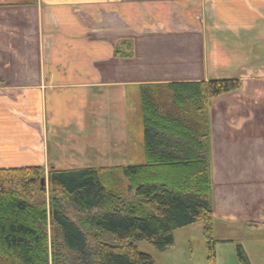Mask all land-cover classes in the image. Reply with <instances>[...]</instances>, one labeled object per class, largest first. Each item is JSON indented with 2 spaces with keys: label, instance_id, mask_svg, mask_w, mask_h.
<instances>
[{
  "label": "crops",
  "instance_id": "0c3cea01",
  "mask_svg": "<svg viewBox=\"0 0 264 264\" xmlns=\"http://www.w3.org/2000/svg\"><path fill=\"white\" fill-rule=\"evenodd\" d=\"M2 11L5 47L22 37L33 61L18 71L22 83L0 73V167H62L48 153L50 139L122 123L128 91L141 84L235 77L241 87L210 102V169L213 187L225 178L241 196L225 195V207L213 197V216L230 232L257 226L244 214L264 203V98L243 95L250 80L264 89V0H0ZM124 40L130 56H115ZM100 136L106 163L86 165L130 164L125 136ZM221 168L232 171L223 177ZM248 168L257 169L245 180L253 192L241 186Z\"/></svg>",
  "mask_w": 264,
  "mask_h": 264
},
{
  "label": "trees",
  "instance_id": "16d2710c",
  "mask_svg": "<svg viewBox=\"0 0 264 264\" xmlns=\"http://www.w3.org/2000/svg\"><path fill=\"white\" fill-rule=\"evenodd\" d=\"M114 55L130 56V42ZM241 85L235 77L139 85L141 163L0 168V264H153L137 242L163 250L196 222L214 260L209 108ZM236 253L249 264L240 244Z\"/></svg>",
  "mask_w": 264,
  "mask_h": 264
},
{
  "label": "rangeland",
  "instance_id": "374dc122",
  "mask_svg": "<svg viewBox=\"0 0 264 264\" xmlns=\"http://www.w3.org/2000/svg\"><path fill=\"white\" fill-rule=\"evenodd\" d=\"M3 12L4 11L0 13V22H6V20H4L5 17L3 16L5 12ZM7 43L8 41H6V39H2L0 35V51L2 50L4 52L3 57H0V73L3 71L4 76L11 83H22L25 78L21 79L23 76H19L18 71L21 68L28 66V60L33 61V56L27 55L26 49L23 46L22 37L18 40L15 39L14 42L12 41L13 44L10 46L12 50L10 47H5ZM29 67L30 66H28V68ZM0 79L1 84L3 78L0 77ZM254 82L256 81L250 80L249 83H247L248 87L244 92L245 95L243 96L256 98L254 100L255 103V101L262 100V98H264V89L260 91L254 86ZM107 103L110 106L115 105L113 101H107ZM251 104L253 105L252 102L248 103V105ZM124 109L126 112V119H123L122 123L119 124L118 120L112 121L109 125L106 123L105 126H109L107 129L108 131L106 130L104 132V129L99 133L97 131H91V137L84 134L76 135L75 133H72L71 130L59 131V137L56 139L52 137L48 143V153L50 157H55L62 167L86 165L89 163L95 165H98L99 163H106L101 159L102 155L105 154L97 152L99 144L101 142H105L103 137L101 139V136L98 137V135L109 134L107 140H109L108 142L110 143H115L118 139L117 137L120 135L125 136L127 138V148L131 155L130 158L132 159L130 160V164L141 163L143 161L141 136L142 118L139 95L136 89L128 91ZM255 132L257 133L258 131L255 130ZM56 141L58 142L57 144H55ZM111 162L116 163L117 161ZM47 170L48 167H44V173H46ZM253 170L254 173L257 172V169H245L244 171L247 176L242 177L245 185L241 186H244V190L250 192H253L252 187L248 186V183H246L245 180H251L248 174ZM218 171L220 173L222 172L224 175L223 177H226L227 173H230L232 170H228L227 172V169L221 168ZM258 171L262 172L263 169L260 168ZM235 172L242 173V169L237 168L235 169ZM215 180V187H213L215 207H225L228 195H231L232 199L241 196L233 193V190L230 189L231 183H228L225 178L220 180V178L217 179L215 177ZM219 180L222 184L218 183ZM258 206V212L255 213L251 208H248L244 214V216L247 217V220L258 221L259 223L257 226H246L242 229L237 228L234 232H230L228 229L229 227L223 226L224 221H222L221 218L214 216V237L220 241H217L215 245L214 260L211 262L207 260V251L202 235V225L197 222L176 229L173 232L172 244L163 250H158L145 241L137 242V247L140 251L147 253L151 257L153 264H242L238 260L236 253V244H240L249 264H264V203L260 202L258 203ZM66 207V211L68 212L70 209L67 205ZM237 215L239 219L243 217L242 215ZM234 226L235 225H233V227ZM236 227H239V224L236 225ZM227 238H230L231 240L225 242L224 240Z\"/></svg>",
  "mask_w": 264,
  "mask_h": 264
},
{
  "label": "water",
  "instance_id": "95a60500",
  "mask_svg": "<svg viewBox=\"0 0 264 264\" xmlns=\"http://www.w3.org/2000/svg\"><path fill=\"white\" fill-rule=\"evenodd\" d=\"M45 181H46V180H45L44 177H41V178H40V184H41V185H43V184L45 183Z\"/></svg>",
  "mask_w": 264,
  "mask_h": 264
}]
</instances>
